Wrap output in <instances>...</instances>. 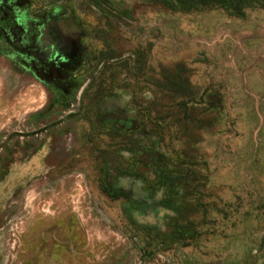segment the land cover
<instances>
[{
  "label": "rangeland",
  "instance_id": "374dc122",
  "mask_svg": "<svg viewBox=\"0 0 264 264\" xmlns=\"http://www.w3.org/2000/svg\"><path fill=\"white\" fill-rule=\"evenodd\" d=\"M193 2L0 0V264H264V0Z\"/></svg>",
  "mask_w": 264,
  "mask_h": 264
},
{
  "label": "flooded vegetation",
  "instance_id": "af4514ba",
  "mask_svg": "<svg viewBox=\"0 0 264 264\" xmlns=\"http://www.w3.org/2000/svg\"><path fill=\"white\" fill-rule=\"evenodd\" d=\"M47 22L49 23L50 21ZM61 49L60 35L55 30L50 29L48 25L37 30L36 35L33 36L32 42L28 47L29 55L33 63L37 64L48 75L52 76V79H55L58 74L64 79H67L70 76V70L74 69V67L72 69H58L56 65L62 54Z\"/></svg>",
  "mask_w": 264,
  "mask_h": 264
},
{
  "label": "trees",
  "instance_id": "16d2710c",
  "mask_svg": "<svg viewBox=\"0 0 264 264\" xmlns=\"http://www.w3.org/2000/svg\"><path fill=\"white\" fill-rule=\"evenodd\" d=\"M179 1L181 3L184 2H191V7L194 8V0H176ZM216 2H218L219 4H221L220 6L231 10L233 12H235L237 15L243 16L244 10L247 8H254V4L257 3V0H216ZM262 8V7H261Z\"/></svg>",
  "mask_w": 264,
  "mask_h": 264
}]
</instances>
